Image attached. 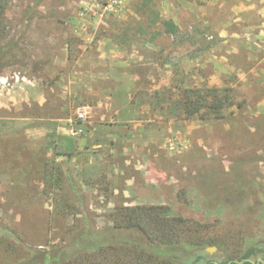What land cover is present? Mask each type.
<instances>
[{"label":"rangeland","instance_id":"rangeland-1","mask_svg":"<svg viewBox=\"0 0 264 264\" xmlns=\"http://www.w3.org/2000/svg\"><path fill=\"white\" fill-rule=\"evenodd\" d=\"M4 1L18 60L0 74V264L137 204L199 223L184 241L203 251L264 241V0ZM203 84L240 106L187 119L183 89Z\"/></svg>","mask_w":264,"mask_h":264},{"label":"trees","instance_id":"trees-1","mask_svg":"<svg viewBox=\"0 0 264 264\" xmlns=\"http://www.w3.org/2000/svg\"><path fill=\"white\" fill-rule=\"evenodd\" d=\"M6 10L7 2L0 0V74L18 60L17 53L12 55L18 44L10 39ZM161 24L169 33L177 32L173 20L162 19ZM180 105L187 119L206 121L225 119L240 106L232 88L221 90L208 84L184 88ZM112 217L114 228L82 229L72 236L69 246L32 250L30 257L18 264H177V260L195 264L203 259H207L204 264H215L200 244L184 241L186 235L199 231V223L174 213L170 205L120 207ZM121 229H133L135 238L121 237ZM184 242L181 249L179 243ZM194 247L199 249L194 251Z\"/></svg>","mask_w":264,"mask_h":264},{"label":"flooded vegetation","instance_id":"flooded-vegetation-1","mask_svg":"<svg viewBox=\"0 0 264 264\" xmlns=\"http://www.w3.org/2000/svg\"><path fill=\"white\" fill-rule=\"evenodd\" d=\"M250 249L248 256L240 260L229 257L228 252L218 247L212 248V253L208 252L207 248L205 252L218 259L213 261L215 264H264V241L254 244Z\"/></svg>","mask_w":264,"mask_h":264},{"label":"water","instance_id":"water-1","mask_svg":"<svg viewBox=\"0 0 264 264\" xmlns=\"http://www.w3.org/2000/svg\"><path fill=\"white\" fill-rule=\"evenodd\" d=\"M208 252L212 253V247L207 248Z\"/></svg>","mask_w":264,"mask_h":264},{"label":"built area","instance_id":"built-area-1","mask_svg":"<svg viewBox=\"0 0 264 264\" xmlns=\"http://www.w3.org/2000/svg\"><path fill=\"white\" fill-rule=\"evenodd\" d=\"M77 132L73 133V134H76Z\"/></svg>","mask_w":264,"mask_h":264}]
</instances>
